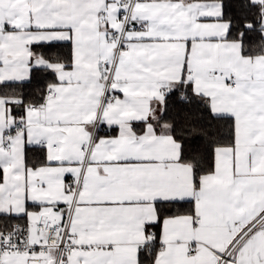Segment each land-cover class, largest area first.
Masks as SVG:
<instances>
[{
	"label": "snow or ice",
	"instance_id": "1",
	"mask_svg": "<svg viewBox=\"0 0 264 264\" xmlns=\"http://www.w3.org/2000/svg\"><path fill=\"white\" fill-rule=\"evenodd\" d=\"M0 264H264V0H0Z\"/></svg>",
	"mask_w": 264,
	"mask_h": 264
}]
</instances>
